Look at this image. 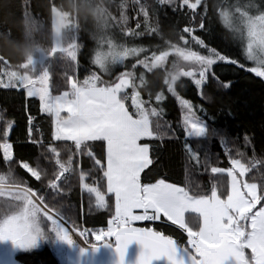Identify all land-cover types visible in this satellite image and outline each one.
I'll return each mask as SVG.
<instances>
[{
  "label": "snow or ice",
  "instance_id": "1",
  "mask_svg": "<svg viewBox=\"0 0 264 264\" xmlns=\"http://www.w3.org/2000/svg\"><path fill=\"white\" fill-rule=\"evenodd\" d=\"M200 4L201 0H182L179 3L177 0H156L150 11L147 3L133 0L135 16L142 17V20L136 19L134 28L128 27L130 18L125 5H120L118 16H113L105 5H94L104 23L98 26L96 50L90 55V63L96 71H89L82 80L75 76L78 45L72 36L79 24L64 11L52 7L53 44L47 51H40L45 59L59 52L67 61L64 72L66 88L55 95L51 91L48 66L42 62L37 64L34 58L29 57L20 60L16 70H11L12 66L0 56V63L8 69H0V88L20 89L21 95L38 99L40 112L47 114L50 121L51 139L71 141L76 153L86 155L94 168L98 166V171L106 178L107 192L114 198L113 203H106L104 195L96 188H90L89 191L95 193L96 207L105 208L112 215L106 230L77 232L75 221H72L71 229L66 227L67 219L71 218L66 219L59 210L54 211V206L50 207L45 202L43 193L18 184L11 200L5 201L4 208L0 210V240L10 239L21 250L31 252L47 235L54 234L72 245V233H77L94 251H98L101 244L110 246L108 242L114 239L119 264H125L127 250L133 242L143 249L138 264H155L158 261L162 264H264V181L258 184L255 180L242 179L249 169L241 159L232 158L229 153L230 166L211 167V173L221 174L218 180L223 179L224 173L227 176V185L219 193L215 185L209 192H193L164 179L141 183V172L151 161L149 144L140 141L144 138L162 140L170 133L175 135V132L170 122L162 119L164 109L159 104L152 106L153 94L144 74L136 76L134 71H114L116 66L135 70L140 65L148 71L158 66L168 71L170 67L165 79L166 91L181 108L179 131L183 133V147L191 161L198 164L201 154L207 160L212 140L223 151L224 141L230 136L227 128L216 125L215 114H209L206 107H200L197 109L200 115H197L194 105L177 92L178 88L185 86L181 78L187 77L196 90L202 91L207 87L204 100L212 102L233 87L231 77L220 78L214 66L220 62L223 70L224 65H228L229 72L246 68L245 63L230 59L209 46L200 34H193L197 28L201 33L210 31V22L196 11ZM181 8L187 17L182 32L189 38L181 34L176 42L165 40L164 46H157V50L149 46H128L126 38L162 37L157 13L167 9L179 11ZM219 17L226 28L238 33L241 43L246 41V59L255 64L254 67L247 66V72L264 80V0L259 4L256 0H249L247 9L224 0ZM23 20L33 26V20L27 13ZM110 24L119 28V38L105 34ZM65 33H68L66 45ZM129 57L136 58L130 66L124 63ZM233 65L236 68H232ZM138 89L148 92L147 99H141ZM164 98L163 93L155 95L158 102ZM32 121L30 116L27 140L37 144L39 141L32 136ZM12 127V122L6 121L0 128V161L18 164L40 180L41 172L36 167L13 157V143L9 142V129ZM96 141L102 142L99 145L103 149L100 158L93 154L97 145L90 143ZM244 143L249 144L247 136ZM50 152L58 171L54 172L48 186L59 194L57 181L71 167L72 154L70 152L67 161L62 162L57 147H50ZM237 155L243 158L244 153L237 151ZM3 181L4 178L0 177V185ZM3 192L4 188L0 187V194ZM135 210H140L139 214ZM162 217L165 218L164 223L170 221L186 234L184 245L160 231L133 226L136 221H155ZM89 235L95 242L89 243Z\"/></svg>",
  "mask_w": 264,
  "mask_h": 264
},
{
  "label": "trees",
  "instance_id": "2",
  "mask_svg": "<svg viewBox=\"0 0 264 264\" xmlns=\"http://www.w3.org/2000/svg\"><path fill=\"white\" fill-rule=\"evenodd\" d=\"M141 2L147 3L150 11L156 4V0H141ZM177 2H182V0H177ZM223 2L224 0H201L196 11L202 13L205 19L210 22V31L201 33V30L197 28L193 34H200L206 39L209 46L216 48L222 55L230 59H237L245 63L246 68L229 72L227 71L228 65H224L222 70L220 62H218L214 66V71L220 78L230 76L233 87L230 92L215 97L212 102L201 103L202 105L194 104V111L200 107H206L209 114H215L216 125L225 127L230 132V136L224 141L226 146L221 151V146L212 140L208 146L207 160L201 154L198 164L191 161L183 147V133L179 131V124L182 122L181 108L171 93L166 91L165 79L168 71L171 70L170 67L168 71L163 66L155 67L151 71L140 65H137L135 70L129 68L138 73L136 76L144 74L149 89L152 90L155 85L156 89L161 91L160 94L165 93L166 103L162 105L161 101L157 103L155 99H152V106L159 104L163 107L162 119L170 122L175 132V135L170 133L162 140L152 138L141 141L142 144H149L151 158L150 165L142 174L143 183H154L158 179H164L193 192H209L210 188L215 185L219 193L227 185V176L223 174V179L218 180L217 177L221 174L211 173L210 169L211 167L230 166L229 153L232 158L241 159V162L249 169L246 180H255L258 184L264 181V80L255 77L254 73L247 72V66L251 65L246 60V41L241 43L238 33L226 28L224 21L219 17L220 6ZM230 2L242 9H247L249 4V0H230ZM256 2L259 4L261 0H256ZM96 4V0H71V20L79 24L76 30L80 47L86 39L95 36L100 31L99 29L97 31V27L93 23L86 20L90 11L83 10L85 5L94 7ZM121 4L126 6V14L130 18L128 27L134 28L136 19L142 20V17L135 16L133 0H104V5L108 7L113 16H118ZM75 5L78 7L79 19H72ZM52 7L65 10V0H0V56H3L12 66L11 70H16V65L26 56L36 60L42 54L40 50L47 51L52 47ZM183 12L184 9L181 8L179 11L167 9L157 13L162 37L141 36L127 39L138 42V46H149L153 50H157V46L163 47L165 40L176 42L181 34L187 39L189 38L188 34L182 32L183 27L187 24V17L183 15ZM25 13L32 18L33 26L30 22L25 23L23 20ZM113 29L115 31L113 34L119 38V28L114 27ZM74 35L75 29L72 32V36ZM180 43L183 42L180 41ZM85 44H83L84 51L87 49V45L89 46L88 42ZM56 54L50 58H54ZM142 57L143 53L140 58ZM134 62L135 60H132L130 65ZM37 64L40 63L37 62ZM66 64L67 62L60 58L55 61L50 81L54 87L60 81L65 80ZM79 67L82 69L80 65ZM231 67L236 68L234 65ZM0 69L8 70L3 63H0ZM181 79L190 82L178 89L181 98H183L184 92L193 84L187 77ZM137 83H139L138 80ZM141 91L143 99H147L148 92ZM20 92V89L0 88V128L5 126L6 121L12 122L13 127L9 129V142L13 143V157H19L36 167L41 172V178L37 180L18 164L9 165L0 161V177L4 178L3 184H19L43 193L45 202L50 207L54 206V211L59 210L64 214L66 219L70 217L71 219H67V221L72 226V221H75L78 230L82 229L83 220L88 227H107V221L111 218L112 213L105 208H97L95 193L89 191L90 188H96L104 195L106 203L114 202L112 195L107 192V182L103 173L98 171V166L93 167L92 161L86 155L76 153L72 142L52 140L49 118L47 114L40 112L38 99L21 95ZM58 93L57 90L53 92V94ZM197 115H200L199 111H197ZM30 116L33 118L32 136L39 141L37 144L27 140ZM209 122L211 123V121ZM245 136L249 141L248 145L244 143ZM90 143L97 145L93 154L96 158H100L103 149L99 145L102 142ZM50 147H57L60 152L59 159L62 162L67 161L70 152L72 154L71 167L64 173L60 181H57L59 194L48 186L54 172L58 171L55 158H51ZM90 151L92 150L90 149ZM237 151L244 153L243 158L237 155ZM80 172H82L85 182L83 191L80 188ZM12 194L14 193L0 194V210L4 208L5 201L11 200ZM155 230L160 231L163 235L173 237L181 245L185 243V234L175 225L168 222L167 224L158 223ZM46 237L49 239V244L31 252H25L17 246L19 250L13 258L16 264H66V260L61 259L56 248V241L58 240L61 244L62 241L54 234ZM2 241H6L7 245L12 240ZM4 245L3 243L2 246ZM62 246L64 248L63 244ZM2 255L0 261L4 259V253ZM63 255L66 256V254Z\"/></svg>",
  "mask_w": 264,
  "mask_h": 264
},
{
  "label": "rangeland",
  "instance_id": "3",
  "mask_svg": "<svg viewBox=\"0 0 264 264\" xmlns=\"http://www.w3.org/2000/svg\"><path fill=\"white\" fill-rule=\"evenodd\" d=\"M58 10H61L60 8H58V7H56ZM88 10V11H90V12H92V11H95L96 9H95V7H91V6H87L86 7V5L84 6V8H83V10ZM63 11V10H62ZM69 17H70V19H71V15H69V13L68 12H65ZM73 18L72 19H79V13H78V7H77V5H75V13L73 14V16H72ZM85 23H87V22H85ZM95 27H97L96 25H94ZM114 27H112V25L110 24V26L108 27V29H106L105 30V34L106 35H109V36H111V37H116V38H118L117 36H115L113 33L115 32L114 31V29H113ZM97 31H98V27H97ZM74 37V39H75V41H76V43H77V45H78V52H77V62H76V71H75V76L77 77V78H79V79H83L88 73H89V71H96V68L90 63V55L92 54V53H94V51L96 50V45H97V42H98V39H99V33L97 32V34L95 35V36H91L89 39H86L85 41H84V45H86L85 43L86 42H88V44H89V46L87 45V49L84 51L83 49V44H82V46L80 47L79 46V44H78V32H77V30L75 29V35L73 36ZM67 38H65V45L67 44ZM126 43L128 44V46H138L139 44H138V42H135V41H131V40H128L127 38H126ZM92 44V45H91ZM80 56V57H79ZM58 58H60V59H63L62 57H61V54L58 52L57 54H56V56L54 57V58H50V59H45V61H44V65L45 66H48L49 67V69H50V73H51V77H52V70H53V68H54V66H55V61L58 59ZM80 58H81V61H80ZM136 58L135 57H129L124 63L126 64V65H129L130 66V63L132 62V60H135ZM64 60V59H63ZM247 60V59H246ZM36 61L37 62H39L40 63V61H39V58L38 59H36ZM66 61V60H65ZM67 62V61H66ZM247 62L251 65V66H255V64H253L251 61H248L247 60ZM79 65L82 67V69L79 67ZM130 68V67H129ZM122 69V68H120V66H116V68L114 69V71L115 70H129V71H131L130 69ZM134 72H136V71H134ZM138 73L136 72V74L135 75H137ZM50 81H51V78H50ZM64 81L65 80H63V81H60L58 84H56V86L54 87V85L52 84L51 86V91H52V93L53 92H55V90H57V92H61V91H63L65 88H66V84L64 83ZM185 83H187V84H189L190 82L189 81H186ZM179 89V88H178ZM177 89V92H178V95L180 96V90H178ZM181 89V88H180ZM128 91H129V93H131V89H128ZM138 91H140L141 92V99H143V93H142V91L140 90V89H138ZM160 90H158V89H156V87H155V85H154V87H153V89H152V99H155V95H158V94H160ZM185 94H184V97H183V99H187V100H189V102H191L193 105L194 104H200V105H202V104H207V102L208 101H206V100H204V94L205 93H207V87H205L202 91L201 90H196L195 88H194V86H190V88L187 90V91H185L184 92ZM164 94V100L163 101H161V104L163 105L164 103H166V101H167V96L165 95V93H163ZM55 95V94H54ZM181 97V96H180ZM156 101V100H155ZM157 103H158V101H156ZM202 103V104H201ZM162 107V106H161ZM163 108V107H162ZM144 139H152V138H144ZM144 139H142V140H144ZM141 140V141H142ZM141 141H140V143H141ZM69 142H71V141H69ZM149 160L151 161V158H150V149H149ZM150 165V164H149ZM148 165V166H149ZM247 167V166H246ZM148 168V167H147ZM147 168H145L142 172H141V183L143 184V182H142V174H143V172L147 169ZM249 173V170L246 172V174H245V176L242 178V179H244V180H246V177H247V174ZM224 174H226V173H224ZM80 176H81V174L79 175V180H80ZM166 181V180H165ZM167 183H169L168 181H166ZM178 186V185H177ZM181 187V186H180ZM110 194V193H109ZM105 198V197H104ZM259 206V205H258ZM138 214H139V212H140V210H135ZM187 215V214H186ZM165 218H161V220H155L156 222H159V221H163ZM168 223H170L171 224V222L170 221H168ZM176 226V225H175ZM1 242H3L5 245H6V241H2V240H0V245H1V247H3L2 246V244H1ZM57 242V252H58V254H59V256L61 257V259H63V260H66V256H64L63 254H65V250H64V248H63V246H62V244H61V242H59L58 240L56 241ZM9 243H11V247L9 246H5L4 245V248H5V252H6V255H4V257L5 256H11V257H13L14 258V256L16 255V251H18L19 250V248H17V245H15L14 243H13V241H9ZM47 244H49V239L47 238V237H44V238H42L41 240H39L38 241V243H37V245L35 246V248L34 249H39V248H41V247H43V246H46ZM6 264H14V261H13V259H10L9 261H7L6 262Z\"/></svg>",
  "mask_w": 264,
  "mask_h": 264
},
{
  "label": "water",
  "instance_id": "4",
  "mask_svg": "<svg viewBox=\"0 0 264 264\" xmlns=\"http://www.w3.org/2000/svg\"><path fill=\"white\" fill-rule=\"evenodd\" d=\"M40 63H44L45 57L42 54L39 56ZM17 185L13 184H2L0 187L4 188L3 193H15V188ZM20 187H25L19 185ZM66 227L71 229L73 226L67 221ZM135 227H143L141 225H133ZM80 230L77 229V232ZM154 231V230H153ZM74 243L68 245L63 242L66 254V264H119V256L115 252V241L113 243L108 242L110 246H105L101 244L98 251H94L91 247L84 243L83 238H81L77 233H72ZM83 250V253H82ZM143 251L140 244L133 242L128 250L125 257V264H138V258L140 253ZM155 264H162V262H155Z\"/></svg>",
  "mask_w": 264,
  "mask_h": 264
},
{
  "label": "clouds",
  "instance_id": "5",
  "mask_svg": "<svg viewBox=\"0 0 264 264\" xmlns=\"http://www.w3.org/2000/svg\"><path fill=\"white\" fill-rule=\"evenodd\" d=\"M96 3L103 6L104 5V0H96ZM64 12H68L69 15H71V0H65V10H63ZM86 20L88 22L93 23L94 25H96L97 27L100 25H103L104 21L99 17L97 11H92L90 13H88ZM65 38H67L68 33H65ZM28 57L26 56L25 59H27Z\"/></svg>",
  "mask_w": 264,
  "mask_h": 264
},
{
  "label": "built area",
  "instance_id": "6",
  "mask_svg": "<svg viewBox=\"0 0 264 264\" xmlns=\"http://www.w3.org/2000/svg\"><path fill=\"white\" fill-rule=\"evenodd\" d=\"M149 224H150L151 228H155L156 225H157V223H156L155 221H150ZM81 225H82V230H81V231L88 230L90 233H91V232H95V231H99L100 229H104V230L107 229V227H97V228L88 227V226L85 225L84 220L82 221ZM185 236H186V235H185ZM88 241H89V243H93V242H95V241H94V237L91 236V235H89V237H88ZM184 242H185V241H184Z\"/></svg>",
  "mask_w": 264,
  "mask_h": 264
},
{
  "label": "flooded vegetation",
  "instance_id": "7",
  "mask_svg": "<svg viewBox=\"0 0 264 264\" xmlns=\"http://www.w3.org/2000/svg\"><path fill=\"white\" fill-rule=\"evenodd\" d=\"M111 243H113V240L110 241ZM3 244V242H1ZM16 245V244H15ZM8 247L10 246L11 247V243H8L7 245ZM18 248V247H17ZM4 251V252H3ZM17 252V251H16ZM2 253H4V255H6V252H5V248L4 246L3 247H0V256H3ZM17 254V253H16ZM16 256V255H15ZM10 259H13V257L11 256H5L4 259H2L0 261V264H6L7 261H9ZM14 261V259H13ZM14 264H16V262L14 261Z\"/></svg>",
  "mask_w": 264,
  "mask_h": 264
},
{
  "label": "crops",
  "instance_id": "8",
  "mask_svg": "<svg viewBox=\"0 0 264 264\" xmlns=\"http://www.w3.org/2000/svg\"><path fill=\"white\" fill-rule=\"evenodd\" d=\"M146 222H147V220H145V221H136V222H134V225H141V224H144Z\"/></svg>",
  "mask_w": 264,
  "mask_h": 264
}]
</instances>
